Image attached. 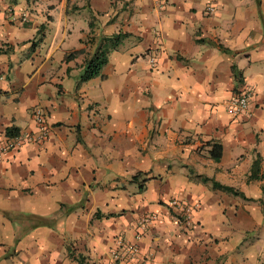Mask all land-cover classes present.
Instances as JSON below:
<instances>
[{
  "label": "crops",
  "instance_id": "0c3cea01",
  "mask_svg": "<svg viewBox=\"0 0 264 264\" xmlns=\"http://www.w3.org/2000/svg\"><path fill=\"white\" fill-rule=\"evenodd\" d=\"M36 109L46 140L0 158V264H119L149 214L128 264H264V0H0V143L36 134ZM174 198L198 205L191 225Z\"/></svg>",
  "mask_w": 264,
  "mask_h": 264
},
{
  "label": "built area",
  "instance_id": "2783aa9c",
  "mask_svg": "<svg viewBox=\"0 0 264 264\" xmlns=\"http://www.w3.org/2000/svg\"><path fill=\"white\" fill-rule=\"evenodd\" d=\"M9 17L12 21H18L20 23L27 22V15L22 13L15 15L13 11H9ZM148 63L151 68H156L157 60L154 56H149ZM252 93L250 91L241 92L232 97L227 105L226 109L228 113L235 117L245 113L248 110ZM34 122L37 126L36 134H29L26 136L15 135L8 137L4 142L0 143V158L11 152L18 150L25 143H35L41 145L48 136V130L46 125L45 114L42 109H36L33 113ZM167 206L181 217L180 222L187 225H191L193 213L196 211L198 205H188L178 199H171ZM157 220V215L149 214L139 219L136 225V231L132 241H119L117 247L110 252L112 261L119 264H128L137 261L140 254L139 242L142 235L150 226ZM141 264H146L143 261Z\"/></svg>",
  "mask_w": 264,
  "mask_h": 264
},
{
  "label": "trees",
  "instance_id": "16d2710c",
  "mask_svg": "<svg viewBox=\"0 0 264 264\" xmlns=\"http://www.w3.org/2000/svg\"><path fill=\"white\" fill-rule=\"evenodd\" d=\"M125 34L118 33L115 36H113L110 40V43L112 47L118 44L119 40H121L122 37H125ZM108 49H98L89 59H86L84 61V67L85 70L80 77V83L87 82L89 80L101 77L102 75V69L107 64V55H108ZM81 51H75L73 53L68 54L65 56V61L73 60L78 54H80ZM19 132L16 129L10 128L6 130L7 137H13L15 135H18ZM211 147L209 151L210 158L215 161L219 162L222 156V147L219 144H210L208 145ZM249 179H259L261 181H264V175H258V165L257 161H255L252 164V168L250 171ZM213 188L218 189L223 192L231 193L233 195H241L240 193L234 191L232 188L221 186L217 183H213ZM262 193H264V185L262 186Z\"/></svg>",
  "mask_w": 264,
  "mask_h": 264
},
{
  "label": "rangeland",
  "instance_id": "374dc122",
  "mask_svg": "<svg viewBox=\"0 0 264 264\" xmlns=\"http://www.w3.org/2000/svg\"><path fill=\"white\" fill-rule=\"evenodd\" d=\"M20 1V0H19ZM148 59H149V57H148Z\"/></svg>",
  "mask_w": 264,
  "mask_h": 264
}]
</instances>
